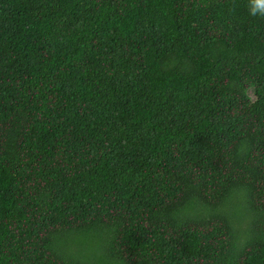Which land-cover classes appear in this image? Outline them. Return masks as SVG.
<instances>
[{"label": "trees", "instance_id": "obj_1", "mask_svg": "<svg viewBox=\"0 0 264 264\" xmlns=\"http://www.w3.org/2000/svg\"><path fill=\"white\" fill-rule=\"evenodd\" d=\"M253 6L0 0V264H264Z\"/></svg>", "mask_w": 264, "mask_h": 264}, {"label": "clouds", "instance_id": "obj_2", "mask_svg": "<svg viewBox=\"0 0 264 264\" xmlns=\"http://www.w3.org/2000/svg\"><path fill=\"white\" fill-rule=\"evenodd\" d=\"M253 15H264V0H254V6L251 8Z\"/></svg>", "mask_w": 264, "mask_h": 264}, {"label": "rangeland", "instance_id": "obj_3", "mask_svg": "<svg viewBox=\"0 0 264 264\" xmlns=\"http://www.w3.org/2000/svg\"><path fill=\"white\" fill-rule=\"evenodd\" d=\"M107 237V233L105 234V238ZM75 240H78V238L77 239H75Z\"/></svg>", "mask_w": 264, "mask_h": 264}]
</instances>
